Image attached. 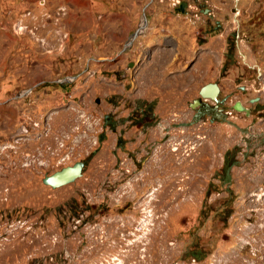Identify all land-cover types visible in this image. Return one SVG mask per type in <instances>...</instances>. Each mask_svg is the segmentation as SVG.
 I'll use <instances>...</instances> for the list:
<instances>
[{
	"label": "rangeland",
	"instance_id": "obj_1",
	"mask_svg": "<svg viewBox=\"0 0 264 264\" xmlns=\"http://www.w3.org/2000/svg\"><path fill=\"white\" fill-rule=\"evenodd\" d=\"M0 11V264H264V0H0ZM32 68L78 79L13 98ZM206 83L225 99L217 109L198 95ZM77 161L73 182L42 183Z\"/></svg>",
	"mask_w": 264,
	"mask_h": 264
},
{
	"label": "flooded vegetation",
	"instance_id": "obj_2",
	"mask_svg": "<svg viewBox=\"0 0 264 264\" xmlns=\"http://www.w3.org/2000/svg\"><path fill=\"white\" fill-rule=\"evenodd\" d=\"M185 6V5H184ZM179 9H180V6H179ZM184 9V7H183ZM184 12V11H183ZM204 12L206 13V10H204ZM142 14L144 13V11L141 12ZM145 14V13H144ZM146 17V21L148 23V18L146 15H144ZM143 23V21H142ZM216 24L213 26L214 29H218L219 25L217 24V22H215ZM138 27L135 28V30L137 29ZM0 29H1V26H0ZM37 29V28H36ZM209 27L206 28V30H204V34L207 35V33L209 32ZM134 30V31H135ZM133 31V32H134ZM122 32V29L119 30V34H121ZM142 32V31H141ZM204 39V37H202ZM40 41L43 42V39H40ZM128 40H125V41H122L121 44V51L120 52H125L127 49H129L130 45H126ZM172 39H167L165 40V43H171ZM143 51L144 52H147V53H150L152 51H157L156 55H155V58L158 60V46H153V47H148V48H143ZM150 56V55H149ZM113 64L119 62V58H114L112 60ZM3 69H0V82H1V78H3ZM37 74L35 72V70L32 68L30 69L29 71V74L27 75H24V74H21V75H16L14 76V86H13V89L16 90L15 91V95L13 98L17 99L19 97H22V96H29V95H32L34 93V91L38 90V89H44L46 87H48L50 84L52 83H55L57 84L58 86H62V87H65L66 84L68 82H71V81H74L78 78H76V75L75 76H72V77H69L67 78L66 76L62 77V75H60V73L57 74L56 77L58 78H55L53 80H50V79H46V78H41V79H37ZM23 84H26L25 87H21V85ZM207 84V83H206ZM219 88V87H218ZM2 89V86L0 85V90ZM8 98V97H7ZM7 98H3V97H0V117H1V120H0V124H2V116L5 115L3 114V106L6 105L8 102H9V99ZM203 99V98H202ZM210 100V99H208ZM211 101V100H210ZM214 103L212 109H217L220 105L224 104L225 103V99H220V100H217L216 102L212 101ZM260 102V98L257 97L254 99V101H252V103L254 104H257ZM195 105H201L202 106V109L205 110V111H208L209 110V105L208 103H200L198 100H195ZM112 106H114L113 104H111ZM219 110L217 111V115L219 114ZM7 114V112H6ZM104 118H107V116H105ZM117 119V118H116ZM126 120H121L119 122H113L112 124L109 123L108 121L107 122V125L108 126H113L115 125L116 123H122V122H125ZM10 126L6 125V127L3 129L1 128V131H5L7 129H9ZM12 133V130L10 131V134Z\"/></svg>",
	"mask_w": 264,
	"mask_h": 264
},
{
	"label": "water",
	"instance_id": "obj_3",
	"mask_svg": "<svg viewBox=\"0 0 264 264\" xmlns=\"http://www.w3.org/2000/svg\"><path fill=\"white\" fill-rule=\"evenodd\" d=\"M184 5H185L184 3L180 4V11H182V12L184 11V9H183ZM142 19L144 21L143 25L141 26V24H140L138 26V28L132 33V35L128 39L126 45H130L131 41L145 27V24L147 22L146 17L143 15ZM218 93H219V88H218V85L216 83H207V84L203 85L198 91V95L201 98L210 99L211 101H214V102H216L218 100L217 99ZM251 101H254V100H251ZM191 107H194V104ZM234 108L239 110V111H244V108L240 105L239 102H236L234 104ZM83 165H84V163L82 161H77V162L73 163L72 165L62 167L59 170L54 171L50 175L44 176L42 179V183L45 185H48L51 188H56V187H60L62 185H66L68 183H71L76 178L80 177Z\"/></svg>",
	"mask_w": 264,
	"mask_h": 264
},
{
	"label": "crops",
	"instance_id": "obj_4",
	"mask_svg": "<svg viewBox=\"0 0 264 264\" xmlns=\"http://www.w3.org/2000/svg\"><path fill=\"white\" fill-rule=\"evenodd\" d=\"M9 21H10V23H13L12 21H13V18L11 17L10 19H9ZM117 22V21H116ZM2 25H3V20H2V17H1V11H0V26L2 27ZM113 39H119V36L117 37L116 35H115V33H114V35H113ZM156 44H158V43H156ZM153 46H157V45H153ZM152 46V47H153ZM146 48L145 47V44H142V47H140L141 48V50L143 51V49L142 48ZM175 47H177V45H175L174 46V52L173 53H175L176 52V48ZM155 51H152L151 53H150V56H149V58L148 59H150L151 58V56H152V54L154 53ZM157 53V52H156ZM171 54V53H170ZM169 54V55H170ZM172 55V54H171ZM172 58H173V55H172V57H169V63L167 62V64L165 63L164 65H162L161 67L160 66H156V64L155 65H152L153 67H157L158 68V70L156 69V68H154V69H150V70H147V69H145L146 70V77H155V76H157L158 77V75H160L162 72H163V68L164 67H166V66H168V65H170V62L172 61ZM174 59V58H173ZM154 70L156 71V73H154ZM153 71V72H152Z\"/></svg>",
	"mask_w": 264,
	"mask_h": 264
},
{
	"label": "bare ground",
	"instance_id": "obj_5",
	"mask_svg": "<svg viewBox=\"0 0 264 264\" xmlns=\"http://www.w3.org/2000/svg\"><path fill=\"white\" fill-rule=\"evenodd\" d=\"M143 23H144V21H143ZM143 23H141V26L143 25Z\"/></svg>",
	"mask_w": 264,
	"mask_h": 264
}]
</instances>
